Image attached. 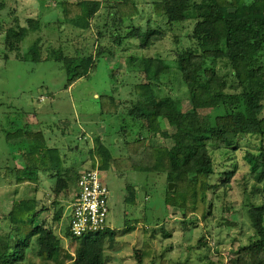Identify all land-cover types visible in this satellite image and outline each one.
Wrapping results in <instances>:
<instances>
[{
  "label": "trees",
  "instance_id": "obj_1",
  "mask_svg": "<svg viewBox=\"0 0 264 264\" xmlns=\"http://www.w3.org/2000/svg\"><path fill=\"white\" fill-rule=\"evenodd\" d=\"M140 1L106 2V13L97 15L95 20L96 12L102 7L99 0L59 3L62 20H55L59 26L86 30L93 23L97 28L98 45L94 53L81 56L66 53L69 33L62 34V30L59 41L56 44L52 41L42 58L41 42L49 38L44 39L43 23L29 17L24 24L16 20L6 28L4 44L9 52H16L20 42L37 34L36 41L18 59L34 63L61 62L66 73L65 87L95 73L101 58L129 53L127 58L132 67L124 76L133 73L129 79L131 98L127 102L109 93L99 95L97 101L101 116L124 112L138 129L128 128L118 133L125 157H115L110 146L95 137L88 151L91 169L163 175L166 183L163 206L180 211V225L186 230L189 217L204 225L210 218L213 220L209 192L221 185L229 187L233 173L225 170L222 172L224 180L213 182L212 177L216 175L213 153L227 154L235 148L239 137L258 136L260 139L259 151H247L244 159L253 171L252 196L257 193L264 196V0H146L143 5ZM201 4H206L208 11L198 9ZM142 7L148 9V15L142 14ZM3 8L7 5L1 0L0 9ZM11 10L14 13L13 8ZM139 17L142 21H138ZM187 26L189 32H181L184 27L187 30ZM176 29L182 37L176 35ZM170 33L172 47L162 48ZM106 38L109 39L106 41ZM220 62L230 72L220 73V69H216ZM119 75L117 68L110 69L111 79L127 85V79L120 82ZM179 79L184 83V94L190 104L185 109L178 105L183 97L173 94L174 81L178 83ZM156 82L165 88L168 86L165 98L159 97L158 88L154 87ZM164 100L172 105L163 107ZM156 106L160 107L159 111ZM202 110H211L213 118L200 120L198 112ZM165 121L174 129L172 132L165 128ZM19 124L12 130L2 128L8 152L0 162V182L2 178L9 180L13 173L15 184H37L39 171L55 172L52 191L55 195L62 190L66 192L73 176L61 173L67 154L49 146L42 131H33L23 122ZM143 132L171 139L172 145L151 144ZM18 156L23 159L22 169L11 167ZM77 176H73L75 184ZM168 183H173L172 189L168 188ZM126 190V202L134 204L135 186L128 184ZM246 201L253 235L227 256L218 254L216 261L208 260L206 264H264V204H256L249 198ZM10 207L0 214V222L8 227V230L2 227L8 234L0 235V264H106L107 251L117 244V230L108 224L100 231L78 237L72 235L67 224L64 235L68 240L64 243L55 230L39 220L42 207L37 198L13 200ZM62 211L60 208L53 214V222L59 224ZM64 215L69 220V213ZM131 220L132 225H143L141 248L135 252L137 263L143 264L153 255L151 232L147 230H154L147 226L146 216ZM11 234L15 237L13 246ZM162 234L171 235L164 229ZM198 243L206 245L203 237ZM160 264L167 262L162 259Z\"/></svg>",
  "mask_w": 264,
  "mask_h": 264
},
{
  "label": "rangeland",
  "instance_id": "obj_2",
  "mask_svg": "<svg viewBox=\"0 0 264 264\" xmlns=\"http://www.w3.org/2000/svg\"><path fill=\"white\" fill-rule=\"evenodd\" d=\"M1 1V0H0ZM7 8L0 9V162L5 158L8 152L7 145L3 137V129L8 128V130L16 129L22 123V117L26 118L27 115L34 114L38 106L47 108L44 111V117L48 120V123H55V121L50 118L57 116V114H67L70 110V115L67 120H69L73 125L76 122L75 113L73 110H77L78 118L90 120L95 115L98 114L97 105L98 101L94 97V92H101L108 88L110 85H118L114 79L110 77L105 80V65L98 63L97 71L89 77L78 79L73 82L72 87L69 90L63 91L62 86L66 82V73L63 69L62 63L46 62V63H34L30 61H20L18 58L25 53L31 44L37 39V34H31L28 38L20 42L18 49L9 52L4 44L5 30L10 25H14L16 20H20L23 24L27 18L24 14H16L12 12L13 0H4ZM16 3V2H15ZM202 8V9H201ZM198 9L208 11V6L206 4H201ZM40 11V10H39ZM43 10L41 9V14ZM56 15V11L47 12V14L42 15L41 18L45 21L53 22ZM187 30L182 28L181 32L188 31L190 27L187 26ZM49 30V29H48ZM176 31V35L180 38V30ZM50 38L47 42L42 40V54L43 58L46 55V48L48 45H52L53 39L57 37V32L54 33L52 30L48 31ZM74 34V33H73ZM55 35V36H54ZM75 36V35H74ZM83 36V35H82ZM169 39L167 40L165 47L171 48L170 41L173 37L172 33L168 34ZM44 37V36H43ZM42 37V38H43ZM45 39V37H44ZM137 41V40H136ZM135 41V42H136ZM127 42V41H126ZM40 44V43H39ZM188 46L189 44H185ZM38 46V44H37ZM184 46L180 47L183 48ZM92 49V48H91ZM179 49V47H178ZM79 50H81L79 48ZM173 52V49L171 50ZM106 64H116L119 68L120 73L119 78H122L126 71L131 69L132 65L126 59L108 58ZM60 66V67H59ZM120 69H123L120 71ZM216 69H220L219 72L224 74L228 71V67L223 63H218ZM231 81V77L228 76ZM123 81V78L120 82ZM126 81V79H125ZM108 83V84H107ZM179 84V87L177 86ZM184 83L179 79L177 83L174 81L173 87L174 96L183 97L180 99L179 107L185 109L189 107V101L186 99L184 94L185 86ZM161 90H159V87ZM159 82L155 83V88L159 91V97H166L169 90L163 87ZM116 92L119 89L116 88ZM42 96V97H41ZM132 95L127 93L121 94V98L126 97L131 98ZM40 97L42 101H38ZM33 101L34 105L30 104ZM165 105L163 107H168L172 105L168 100H164ZM73 109V110H72ZM156 110H160V107L156 106ZM72 114V115H71ZM264 115V102H263V112ZM80 115V117H79ZM211 110H202L198 112L200 120L212 119ZM125 122V128H135L138 127L131 121L129 117L124 112L121 115ZM92 117V118H91ZM107 120L113 119L112 117L105 116ZM115 122L118 119H114ZM119 121L121 119L119 118ZM114 125V124H113ZM165 128L169 132L174 129L164 122ZM88 127L92 128V124L89 123ZM58 130L57 128H52ZM108 129V126H107ZM94 134H89L93 136ZM143 135L147 137L149 143L155 145H166L171 146V139H164L159 136L150 137L147 132H143ZM104 138L106 134H103ZM68 140H73L72 136L68 137ZM106 140V138H105ZM67 142V141H65ZM79 143L80 146L83 145L82 142L76 141L75 144ZM72 145L73 150L68 152H77ZM260 148V139L258 136H242L239 137L238 142L233 150L225 155L219 152L213 153L214 165L216 175L212 177L213 182H220L224 180L222 172L225 170H232V176L229 180V187H224L221 185L217 187L214 191L209 192V200L213 204V220H208L207 224H202L200 220L192 221L189 217L187 221V227L183 229L180 225L182 221L181 213L179 210L173 209L172 211L165 208L162 203V194L165 187V178L163 175L155 173H142V172H130L121 175L120 179H115L110 172L99 171V180L107 185L110 191V213L109 221L110 226L118 230V242L114 249L108 250L106 255L109 256L107 264H139L135 258V252L140 250L142 243V224L132 225L131 219L135 216L140 217L146 214L147 226L153 227L154 231L147 230V233L151 234V244L153 246V255L150 258H146L143 264H160V260L165 259L167 264L180 263V264H206L208 260L216 261L218 254H223L227 256L231 250L236 248L239 244L247 243L248 240L253 235L254 231L250 226V221L248 215L246 214L245 203L246 199L249 198L252 202L256 204H264V196L260 193L252 196L251 186L254 183L252 177L253 171L250 169V164L244 159V155L247 151L257 153ZM85 154V152H83ZM72 155V154H71ZM218 174V176H217ZM134 183L137 185H144L141 190H143V204L139 207L138 212H136L135 207L132 204L123 202L124 195V184ZM15 188L14 181H9L8 179H3L0 182V206L1 211H5L10 207L14 198L29 197L31 193H26L25 184L22 187ZM54 188V186H53ZM52 188V189H53ZM45 191L40 190L39 197L43 204L42 214L40 216L41 222L55 230L57 235L65 243L68 239L65 238V231L67 229L68 221L66 217L64 222L60 226L59 224L53 222V214L60 208L64 209L65 204L61 205V199L66 204L70 201L72 202L73 195L68 191L59 193L55 195L50 186L44 187ZM65 193V194H64ZM127 195V193H126ZM125 205L129 207L130 211L125 210ZM71 209V208H70ZM70 209L67 213L70 212ZM63 212V211H62ZM66 219V220H65ZM130 220V221H129ZM159 222H158V221ZM4 222H0V235L8 234V227ZM2 227H6L2 229ZM129 239H126V235L121 234L123 229H129ZM166 230L171 235L169 237H164L162 230ZM128 237V236H127ZM204 238L206 245L199 244L198 239ZM11 246L15 244V237L11 234ZM119 247V248H118ZM109 253V254H108Z\"/></svg>",
  "mask_w": 264,
  "mask_h": 264
},
{
  "label": "crops",
  "instance_id": "obj_3",
  "mask_svg": "<svg viewBox=\"0 0 264 264\" xmlns=\"http://www.w3.org/2000/svg\"><path fill=\"white\" fill-rule=\"evenodd\" d=\"M63 1L76 2L79 0H38V1L37 0H13V4H15L16 6L14 7V5H13L12 8L16 14L22 13L26 17L39 19L43 23L42 34H44L45 38L49 37L48 31L52 30V32H54V33L57 32V37L55 39H53L55 44L59 41V39H58L59 31L63 30L62 34L64 32H68L69 33L68 34L69 35L68 36L69 42H68V46L66 47V53L69 52L73 56H81V55H87L90 53H94L95 48L98 45V37L96 34L97 28L94 26L93 23H91L90 27L85 30V29H79V28H76L73 26H71V27L59 26L58 23L55 22V20H57V21L62 20L59 3L63 2ZM99 1H101L102 7L99 11L96 12L94 20L96 19L97 15H101V14L106 13L105 7H104L105 3L111 2L114 0H99ZM144 1H146V0L140 1V5H143ZM142 8H143L142 14L148 15V9L145 7H142ZM41 9L43 10L42 14H41ZM50 11H56V13L58 14V15H56L53 22L45 21L41 18L42 15H45V14H47V12H50ZM138 21H142V19L139 17ZM98 29H100V28H98ZM107 39H109V38H106V41H107ZM108 42H111V41L108 40ZM79 48L81 50H79ZM128 54L129 53L127 51H125V53L123 55L124 57L118 55V56H106V57H103L100 59V63L105 65V73H104L105 80H106V78L109 77V72H110L111 68L119 69L115 63L111 64V65L106 64V63H109L108 58L121 57V58H124L128 61V58H127ZM46 62L58 63L55 60H47V61H43L40 63H46ZM97 69H98V66H97ZM121 70H123V69H120V71ZM129 70H131V69H129ZM132 75H133V73L130 76H123L122 77L123 79H127V81L129 82L127 85H120V84L110 85L107 83L108 88L101 91V92L95 91L93 93L94 97L97 100L99 95L111 93L114 96H116V98L125 99L128 102V99H130V98H128V99L126 97L121 98V94L123 95V94L127 93V94L131 95L132 83L129 79ZM132 78H134V77H132ZM72 85L73 84H71L68 87H65V84H64V86H62L63 91L69 90L70 87H72ZM154 86H155V83H154ZM116 88L119 89L118 92L115 91ZM41 97H40V99H38L39 102L43 100ZM30 104L34 105L33 101H30ZM46 109L47 108H45V107L43 108V107L38 106V108L36 109L34 114L27 115L26 118L22 117L23 124H26V126H28L33 131H42L44 133L45 137L47 138L49 146L59 148L61 150V153L67 154L66 150L71 151L70 148L72 147L73 143L75 144L76 141L83 143L82 146H80L79 143L77 145L75 144L76 146L74 147V149L77 152H75V151L74 152H68L69 154L71 153L72 155L70 154L68 156V154H67L66 161L63 163V168L61 171L62 174L68 173L67 175L73 174V176L74 175L76 176V174H79L78 172L92 167L91 160H90V157L88 155V151H89V149H91L93 147V140L95 139V137H99L101 139V141H103L106 145L110 146L111 152L115 157H125L126 156L125 148L122 145V138L118 137V133L120 132V130H125V129L130 128V126L128 128H125L126 125L125 124L123 125V123L125 122V120H123L122 119L123 117L121 116L123 112H120L116 115L108 116V117L113 118L111 120H107L105 116H99L98 117L97 114L95 115V117H93V118L91 117L92 119L85 120V119L78 118V116H77L78 111L72 109L73 113H75V116H76V118H75L76 122L73 125L69 120H67V118L70 116V115H68L70 113V110L67 112V114H65V113L64 114L63 113L57 114L56 117L53 116V118H50L51 120L53 119L54 122L58 121V122L51 124V123H48L47 122L48 120H46V118L44 117L43 112L46 111ZM96 112L99 114V105H97V111ZM79 117H80V115H79ZM119 118L121 119V121H119ZM114 119H118V121L115 122ZM89 123L92 124V128L88 127ZM107 126H108V129H107ZM52 128H57L58 130H54ZM132 130L136 131L135 128H132ZM92 133L94 135L89 136V134H92ZM103 134H106V137H105L106 140H105ZM69 136H72L73 140H68ZM150 137L152 138L154 136H150ZM65 141H67V142H65ZM83 152H85V154H83ZM11 167H14V169H22L23 159L20 156H18L12 162ZM102 172H110V174L117 180L121 178L120 177L121 175L125 174V173H118L115 170H113L112 168L108 169L106 171H102ZM127 173H130V172H127ZM73 176H72L71 180H69V182H68V185H69L68 188L69 189L67 191L74 195L75 190H76V184H75V177H73ZM14 177H15V175L12 173V176L9 178V181H11V180L14 181L15 180ZM55 180H56V173L55 172L39 171L37 184L28 182V183H23V184H15L14 183V185H15V188L18 187L17 189H19V187H22L25 184L26 193L27 194L31 193L30 194L31 196H29L27 198H37L39 200L40 205H42L43 201H41V197H39V194L41 192L40 190L42 189L43 191H45L44 187L47 185L50 186V189H52L53 186L55 185ZM128 184L135 186L136 196H135V202H134V204H132V207H135L136 212H138L139 207L144 202V200L142 198L143 190H141V188H143L144 185H141V184L137 185L134 183H125L124 184V195H123V202L124 203H127L126 202V196H127L126 195V193H127L126 186ZM63 192H65V191L62 190L60 193L62 194ZM24 198H26V197L14 198L13 200H19V199H24ZM71 203L72 202L70 201L68 204H66L61 199V205L65 204V207L63 209L62 216H61V219L59 221V226H60V223L62 224L64 222V218H65L64 214H67L66 212L69 211L68 206H71ZM110 205H111V202H110ZM110 205H109V207H110ZM124 208L126 211L127 210L130 211L129 207H127L126 205ZM173 209H176V208H170L169 210L172 211ZM3 213H5V212L1 211V206H0V214H3ZM145 216H146V214H144L140 217H145ZM134 218H139V217L135 216ZM108 225H110L109 218H108ZM129 231H130V228L129 229H123V231L121 232V234L126 235L125 237L128 240H130L129 239L130 236L128 234ZM142 234H143V232H142ZM117 237H118V230L116 233V238ZM118 241L119 240L117 238V242Z\"/></svg>",
  "mask_w": 264,
  "mask_h": 264
},
{
  "label": "built area",
  "instance_id": "obj_4",
  "mask_svg": "<svg viewBox=\"0 0 264 264\" xmlns=\"http://www.w3.org/2000/svg\"><path fill=\"white\" fill-rule=\"evenodd\" d=\"M110 191L99 180L97 168L84 169L76 179V192L69 212L68 227L73 236L97 232L106 227L110 213Z\"/></svg>",
  "mask_w": 264,
  "mask_h": 264
},
{
  "label": "water",
  "instance_id": "obj_5",
  "mask_svg": "<svg viewBox=\"0 0 264 264\" xmlns=\"http://www.w3.org/2000/svg\"><path fill=\"white\" fill-rule=\"evenodd\" d=\"M230 10H233V8L230 9ZM172 187H173V183H168V188H169V189H172Z\"/></svg>",
  "mask_w": 264,
  "mask_h": 264
}]
</instances>
